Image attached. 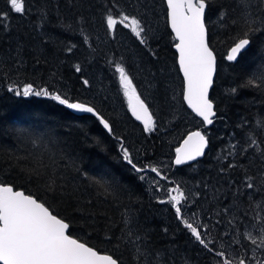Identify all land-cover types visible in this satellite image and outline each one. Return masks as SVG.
<instances>
[{
	"label": "snow or ice",
	"instance_id": "1",
	"mask_svg": "<svg viewBox=\"0 0 264 264\" xmlns=\"http://www.w3.org/2000/svg\"><path fill=\"white\" fill-rule=\"evenodd\" d=\"M163 3L175 64L182 77L180 96L200 125L183 135L171 165L141 163L134 158L131 146L125 142L127 137L116 136V121L106 114L112 97L103 88L105 79L113 80L126 98L127 111L140 122L144 133L160 131L163 118L171 115L168 109L174 105L169 93L174 95V90L165 76L166 67L161 64L159 52L152 47L159 31L154 23L158 15L152 0H64L63 7L72 13V24L61 12L60 0H39L35 16L39 23H33L30 43L19 37L13 41L9 34L12 15L26 16L32 7L28 0H7V11H0V33L8 36L7 48L0 49V77L7 80L10 73L18 75L25 70L26 58H31L34 65L41 63L43 49L51 43L46 27L53 21L64 30L78 31L90 54L99 55L89 26L95 27L96 10L100 9L101 26L108 41H117L123 30L134 39L131 46L121 42L125 53L113 52L115 58L104 54L107 69H101V76L94 73L90 77L81 64L74 65L76 83L92 93L87 100L55 90L59 74L55 67L49 69L52 85L21 86L12 81L7 91L16 96L49 97L67 109L94 117L115 137L122 160L139 174L138 179L151 180V189L164 194L165 198L157 202L170 206L175 219L206 253L208 264H264V107L251 119H240L235 126L241 130L239 134H230L214 170L202 176L193 188L173 181L167 174L171 166L199 163L211 142L207 129L221 118L210 96L218 74L210 10L214 9L219 25L231 33L226 60L236 62L255 39L264 36V0ZM75 48L76 44H70L65 51L73 53ZM148 64L156 66V70ZM240 87L259 92V102L264 104V60L253 66ZM237 91L236 87L230 89L232 94ZM256 103L257 100L251 101L252 106ZM17 139L24 148L22 155H16L13 166L17 178L24 183L0 180V264H191L174 234L165 244L152 238L130 193L119 220L107 218L109 223L103 226L102 242L112 245V250L102 254L91 243L99 235L94 237L87 232L98 227L89 223L96 217L83 210L94 206L93 197L114 205L122 203L121 197L126 193L116 177L104 167L92 173L83 168L75 150L52 129H20ZM136 152L139 154L140 150ZM60 205H67V209L61 211ZM68 210L71 214H66ZM76 220L84 221L82 235L75 234ZM163 232L168 235V228H163Z\"/></svg>",
	"mask_w": 264,
	"mask_h": 264
},
{
	"label": "trees",
	"instance_id": "2",
	"mask_svg": "<svg viewBox=\"0 0 264 264\" xmlns=\"http://www.w3.org/2000/svg\"><path fill=\"white\" fill-rule=\"evenodd\" d=\"M121 2L124 3L125 0ZM152 2L155 4V12L158 15L154 23L159 29L157 40L152 43V47L159 52L161 64L166 67L165 76L174 90V95L173 92L169 93V100L174 105L168 109L171 115L163 118L164 123L160 131L152 134L144 133L142 126L127 111L126 98L118 92L113 80L105 79L103 88L112 97L106 114L116 121V136L127 137L125 142L131 146L135 159L141 163L158 165L159 159L174 157V150L183 139V135L197 129L200 125L197 118L187 110L180 96L182 78L175 64V50L171 47L170 29L166 26V5L163 0H152ZM38 3L39 0H28V5L32 7L28 15H12V32L9 35L13 41L19 37L25 39L26 42H31L30 30L33 23H39L35 19ZM60 3L61 12L69 17L68 23L72 24V13L63 7L64 0H60ZM7 9V0H0V11H7ZM131 10L130 8L129 11ZM100 11V9L96 10L95 27L89 26L93 46L97 48L99 55L90 54L89 47L82 44V37L78 31L64 30L63 26H55L53 21L46 27L47 37L50 38L51 43L43 49L45 56L41 58V63L34 65L31 58H26L28 65L25 70L18 75L10 73V79L7 80L0 77V180L15 181L17 184L24 183L17 178L13 166L16 155H22L24 148V145L17 139L18 130L52 129L58 132L60 137L75 150L83 168L90 173L101 167L109 169L126 193L121 197L122 203L115 205L110 202L105 203L103 198L93 197L94 206L83 210L96 217L89 223H95L98 227L89 228L87 232L94 237L99 235V238H93L91 243L98 246L102 254L112 250V245L102 242L105 234L103 226L109 223L107 218H111L112 221L119 220L124 211L123 204L128 203L127 193H130L142 224L151 231L152 238L158 244H165L174 234L177 245L190 258L191 264H208L206 253L201 251L175 219L170 206L157 202L159 194L153 192L145 181L138 179L139 174L122 160L120 146L115 137L109 135L94 117L75 114L73 110L67 109L49 97L16 96L7 91L8 84L12 81H16L21 86L24 83H33L35 87L52 85L54 82L49 69L55 67L59 73L56 77L58 82H55V90L67 92L74 99L87 100L92 93L80 88L76 83L78 74L74 71V65L81 64L90 77L94 73L101 76V69H107L104 54L107 53L108 58H115L113 52L125 53V47L121 46V42L125 46H131L134 39L127 33V30H123V34L118 37L117 41H108L101 26ZM209 22L218 63V74L210 96L215 101L218 116L221 118L207 129L211 142L209 148L206 149V155L199 160V163H192L190 167H172L171 173H168L173 181L184 183L188 188H193L202 176H207L214 170L217 163L216 158L220 149L227 146L230 134L232 132L239 134L241 131L235 127L240 119H251L264 107V104L259 102L261 99L259 92L240 87L253 66L258 61L264 60V36L255 39L236 62H229L226 60V55L231 46L229 38L231 33H227L219 25L214 9L209 12ZM7 40L8 36L0 33V49L7 48ZM70 44L77 45L73 53L65 51ZM147 59L148 57L145 56V60ZM97 60L99 61L98 66ZM147 66L153 71L156 70L153 64ZM140 79L143 80V77ZM62 85H67V87H62ZM234 87L238 88L236 94L230 92V89ZM253 100H257L255 106L251 105ZM137 149L140 150L139 154L136 152ZM145 149L147 155H145ZM66 209L67 205H60L61 211ZM66 214H71V210H68ZM83 227V220L74 221L75 234L82 235ZM165 227L169 230L168 235L163 232Z\"/></svg>",
	"mask_w": 264,
	"mask_h": 264
},
{
	"label": "rangeland",
	"instance_id": "3",
	"mask_svg": "<svg viewBox=\"0 0 264 264\" xmlns=\"http://www.w3.org/2000/svg\"><path fill=\"white\" fill-rule=\"evenodd\" d=\"M134 119V118H133ZM139 124V123H138ZM168 125H166V127H167ZM193 130H196V129H193ZM193 130H191V131H193ZM182 141V140H181ZM173 158L174 157H172V158H163V159H159V161H158V165H171V161L173 160ZM172 167H174V166H171L170 167V169L168 170V172H167V174L168 173H171L170 171H171V169H172ZM149 176H154V174H151V173H149ZM146 182V184L150 187V185H151V180H148V181H145ZM151 188V187H150ZM154 192V191H153ZM156 193H158L159 194V196H158V198L159 199H163V198H165L164 197V194L162 193V192H156Z\"/></svg>",
	"mask_w": 264,
	"mask_h": 264
},
{
	"label": "water",
	"instance_id": "4",
	"mask_svg": "<svg viewBox=\"0 0 264 264\" xmlns=\"http://www.w3.org/2000/svg\"><path fill=\"white\" fill-rule=\"evenodd\" d=\"M180 76H181V74H180ZM182 78V77H181ZM186 106V105H185ZM74 111V110H73ZM190 111V110H189ZM75 112V111H74ZM75 114H79V115H81V113H77V112H75ZM83 115V114H82ZM85 115H90V114H85ZM137 123H139V125H140V122H138V121H136ZM209 127H211V126H209ZM180 143H182V141L180 142ZM180 143H179V145H180ZM178 145V146H179ZM174 159V158H173ZM201 158H199V160H200ZM174 167H182V166H174Z\"/></svg>",
	"mask_w": 264,
	"mask_h": 264
}]
</instances>
